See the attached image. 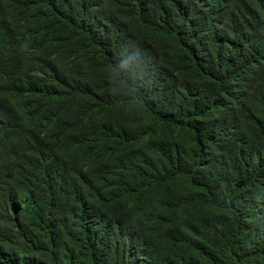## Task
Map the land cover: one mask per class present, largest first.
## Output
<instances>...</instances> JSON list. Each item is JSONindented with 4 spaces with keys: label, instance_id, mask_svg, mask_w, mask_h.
Listing matches in <instances>:
<instances>
[{
    "label": "trees",
    "instance_id": "trees-1",
    "mask_svg": "<svg viewBox=\"0 0 264 264\" xmlns=\"http://www.w3.org/2000/svg\"><path fill=\"white\" fill-rule=\"evenodd\" d=\"M0 264H264V0H0Z\"/></svg>",
    "mask_w": 264,
    "mask_h": 264
}]
</instances>
